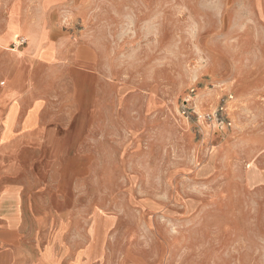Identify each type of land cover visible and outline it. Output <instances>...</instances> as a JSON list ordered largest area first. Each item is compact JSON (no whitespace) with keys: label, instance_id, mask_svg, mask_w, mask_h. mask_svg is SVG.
<instances>
[{"label":"rangeland","instance_id":"rangeland-1","mask_svg":"<svg viewBox=\"0 0 264 264\" xmlns=\"http://www.w3.org/2000/svg\"><path fill=\"white\" fill-rule=\"evenodd\" d=\"M55 4L58 120L26 146L32 253L264 264V0Z\"/></svg>","mask_w":264,"mask_h":264},{"label":"crops","instance_id":"crops-1","mask_svg":"<svg viewBox=\"0 0 264 264\" xmlns=\"http://www.w3.org/2000/svg\"><path fill=\"white\" fill-rule=\"evenodd\" d=\"M55 2L0 0V264L61 263L48 250L37 257L32 253V218L38 223L42 216H32V185L26 173V155L31 153L26 146L47 138L48 125L58 120L47 110L48 73L54 69L57 80V67L64 60ZM48 47L54 59L42 51ZM31 111L39 118L32 129L25 126Z\"/></svg>","mask_w":264,"mask_h":264}]
</instances>
